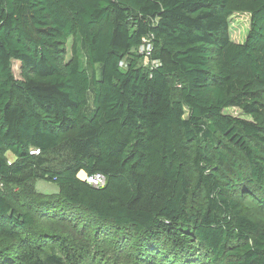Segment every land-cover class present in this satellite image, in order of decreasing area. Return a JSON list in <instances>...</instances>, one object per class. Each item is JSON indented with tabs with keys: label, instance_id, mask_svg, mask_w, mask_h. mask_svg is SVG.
I'll return each mask as SVG.
<instances>
[{
	"label": "trees",
	"instance_id": "obj_1",
	"mask_svg": "<svg viewBox=\"0 0 264 264\" xmlns=\"http://www.w3.org/2000/svg\"><path fill=\"white\" fill-rule=\"evenodd\" d=\"M38 181L57 191L21 195ZM247 204L264 210V0H0V264L80 260L49 221L160 264H264Z\"/></svg>",
	"mask_w": 264,
	"mask_h": 264
},
{
	"label": "rangeland",
	"instance_id": "obj_2",
	"mask_svg": "<svg viewBox=\"0 0 264 264\" xmlns=\"http://www.w3.org/2000/svg\"><path fill=\"white\" fill-rule=\"evenodd\" d=\"M251 18L247 14H237L234 15L230 20V37L235 43H244L248 37L250 31ZM72 47H73V39H70L67 44V59L72 58ZM149 61L145 62V66H148ZM127 65V61L123 66ZM14 75L18 80H21V64L19 62L14 63ZM225 114L231 115L233 117L246 118L244 114L236 108L227 109ZM11 158V157H10ZM86 177V175H85ZM56 186L38 181L30 184L25 187L24 190L21 191V195L26 199H33L34 195L37 194H45L55 192ZM248 207L253 208L252 211L256 218L263 219L264 218V210H260L258 208H254L252 205H248ZM80 222V221H79ZM83 224H80L79 228L77 226L71 224H65L61 222H44L41 223V228L44 227L51 228L53 231L58 230L57 234L61 237L60 240L70 235L71 237L77 239L81 245H83L84 252L78 260L74 259L73 264H160V261H154L150 255H144L142 252H134L125 249L122 245L112 244L110 247H106L100 243L99 240L94 239L93 233L89 236L86 233V230L83 229ZM37 230H41L38 226ZM137 239H134L131 243L135 242ZM56 243V242H55ZM60 242H57L59 245ZM137 243V242H135ZM119 245V246H118ZM135 245V244H134ZM142 244H136L133 249L136 250L138 247H141ZM78 255V254H77ZM76 255V256H77ZM137 257L144 259V262L141 263Z\"/></svg>",
	"mask_w": 264,
	"mask_h": 264
},
{
	"label": "built area",
	"instance_id": "obj_3",
	"mask_svg": "<svg viewBox=\"0 0 264 264\" xmlns=\"http://www.w3.org/2000/svg\"><path fill=\"white\" fill-rule=\"evenodd\" d=\"M139 53L141 55H146L147 57L151 56L152 52H153V45H152V41L150 39H147L145 41V44L142 45L139 49H138ZM154 65H159L157 63H154ZM38 151H33L32 154L36 155L38 154ZM87 181L88 184L97 187V188H101L104 187L106 185V177L102 174H97L95 176L92 177H85V179Z\"/></svg>",
	"mask_w": 264,
	"mask_h": 264
},
{
	"label": "crops",
	"instance_id": "obj_4",
	"mask_svg": "<svg viewBox=\"0 0 264 264\" xmlns=\"http://www.w3.org/2000/svg\"><path fill=\"white\" fill-rule=\"evenodd\" d=\"M85 175H86V174L82 172V173L80 174L79 177H80L81 179H85Z\"/></svg>",
	"mask_w": 264,
	"mask_h": 264
}]
</instances>
